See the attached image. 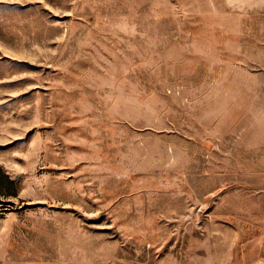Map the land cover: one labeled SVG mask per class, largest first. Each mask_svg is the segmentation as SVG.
<instances>
[{
    "label": "rangeland",
    "instance_id": "1",
    "mask_svg": "<svg viewBox=\"0 0 264 264\" xmlns=\"http://www.w3.org/2000/svg\"><path fill=\"white\" fill-rule=\"evenodd\" d=\"M0 264H264V0H0Z\"/></svg>",
    "mask_w": 264,
    "mask_h": 264
}]
</instances>
